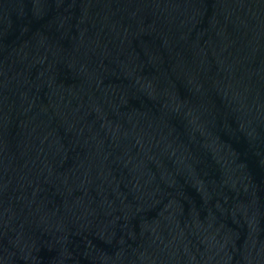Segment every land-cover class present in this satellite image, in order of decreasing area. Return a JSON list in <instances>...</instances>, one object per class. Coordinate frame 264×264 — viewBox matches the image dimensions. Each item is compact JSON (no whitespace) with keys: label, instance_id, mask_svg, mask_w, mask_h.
Segmentation results:
<instances>
[{"label":"water","instance_id":"95a60500","mask_svg":"<svg viewBox=\"0 0 264 264\" xmlns=\"http://www.w3.org/2000/svg\"><path fill=\"white\" fill-rule=\"evenodd\" d=\"M0 264H264V0H0Z\"/></svg>","mask_w":264,"mask_h":264}]
</instances>
